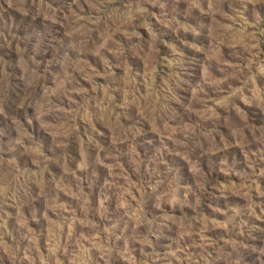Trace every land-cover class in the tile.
<instances>
[{
    "label": "rangeland",
    "instance_id": "rangeland-1",
    "mask_svg": "<svg viewBox=\"0 0 264 264\" xmlns=\"http://www.w3.org/2000/svg\"><path fill=\"white\" fill-rule=\"evenodd\" d=\"M0 264H264V0H0Z\"/></svg>",
    "mask_w": 264,
    "mask_h": 264
}]
</instances>
